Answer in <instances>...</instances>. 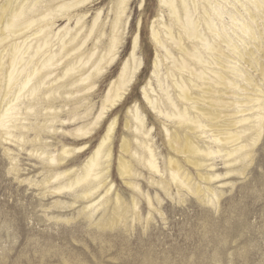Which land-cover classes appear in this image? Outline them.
I'll return each mask as SVG.
<instances>
[{"label":"rangeland","instance_id":"374dc122","mask_svg":"<svg viewBox=\"0 0 264 264\" xmlns=\"http://www.w3.org/2000/svg\"><path fill=\"white\" fill-rule=\"evenodd\" d=\"M35 1L0 45V264H264V1L184 0L198 39L162 0Z\"/></svg>","mask_w":264,"mask_h":264},{"label":"bare ground","instance_id":"6f19581e","mask_svg":"<svg viewBox=\"0 0 264 264\" xmlns=\"http://www.w3.org/2000/svg\"><path fill=\"white\" fill-rule=\"evenodd\" d=\"M28 0H23V2L21 3V5L19 6V7H17V6H15V7H10V6H4V7H2L1 9H0V12H1V15H0V28H2V26H4V28L3 29H0V45L1 44H3L5 41H7L12 35H14V36H19L21 33H23L25 30H27V29H29L32 25H33V20H31V21H27V20H25V16H26V14H27V11H26V9H24V4L27 2ZM42 1H44V2H47V3H49V2H51V3H53V2H55V1H57V0H36L35 1V5H36V3H40V2H42ZM127 0H121V2L122 3H124V2H126ZM178 1V0H177ZM192 1V0H191ZM264 1V0H263ZM195 2V1H194ZM24 3V4H23ZM162 3L164 4V5H166V6H168L169 7V9H170V12H171V14H172V16L174 17V18H176V20H177V22H178V24H180L181 25V27L185 30V32H186V34L188 35V37L189 38H196V39H198L199 38V34H198V28H197V25H196V23L192 20V17H191V13H190V11H189V7H188V5H187V3L184 1V0H182V3H181V5H182V8H183V12L185 13V18L183 19V18H181L180 17V15H179V7L177 6V4L178 3H176V0H162ZM193 3V2H192ZM228 3V2H227ZM195 4V3H194ZM193 4V5H194ZM255 6H256V8H258V9H261V10H263V12H264V2H261V1H257V2H255ZM196 8V7H195ZM196 10V9H195ZM196 12V11H195ZM9 13V14H8ZM196 18V17H195ZM4 19H6V23H5V25H4V23H3V20ZM197 19V18H196ZM199 19V18H198ZM200 21V20H199ZM35 27V26H34ZM200 28V27H199ZM32 29H33V27H32ZM246 30H247V34L249 35V36H251L252 38H256V35L253 33V30H252V28H246ZM26 32V31H25ZM28 32V31H27ZM45 32L43 31V34H44ZM117 33V32H116ZM153 36H154V38H155V40L159 43V44H162V42H161V40L159 39V37H158V32H156V31H153ZM172 36V35H171ZM214 37V36H213ZM248 37V36H247ZM173 38V37H172ZM117 39V38H116ZM38 41V40H37ZM43 41V40H42ZM210 41V40H209ZM232 41V40H231ZM49 42V41H48ZM117 42V41H116ZM52 43V42H51ZM215 43V42H214ZM5 44V43H4ZM44 44V43H43ZM180 44V43H179ZM49 45V44H48ZM12 54L14 55L13 56V59L11 60V66H12V68H14L15 67V65H17L18 64V55L21 53L20 52V47H18V46H16V45H12ZM181 47V46H180ZM25 49V48H24ZM136 49H137V39H136V41H135V44H134V52H133V54H135V51H136ZM171 49V48H170ZM41 50V48H39L38 50H37V53H39V51ZM181 50V49H180ZM183 51H185V50H183ZM187 54V53H186ZM23 55V54H22ZM171 56V55H170ZM191 56V55H190ZM205 57V56H204ZM187 60V59H186ZM52 61L53 60H50V61H48V63L44 66L45 68L46 67H48V64H50L51 65V63H52ZM107 61V60H106ZM175 61V60H174ZM203 62V61H202ZM178 63V62H177ZM188 66V65H187ZM140 67V66H139ZM157 67V66H156ZM179 68V67H178ZM127 69H128V67L126 68V71H127ZM157 69V68H156ZM123 72L124 74H123V78L126 76V73L127 72ZM158 73V72H157ZM215 73V72H214ZM135 75V74H134ZM133 75V76H134ZM157 75H159V74H157ZM156 75V76H157ZM31 76V75H30ZM219 77H220V79L222 80V82L225 80V78L222 76V75H219ZM9 78H10V80L11 81H13V79H15V75H14V72H11L10 73V75H9ZM159 78V77H158ZM30 81H31V77H28L27 78V80L22 84V88L23 89H25L28 85H29V83H30ZM18 85V84H17ZM196 85V84H195ZM191 87V86H190ZM11 88V87H10ZM28 88V87H27ZM181 88V87H180ZM26 90V89H25ZM123 90V89H122ZM181 90H182V95H183V99L185 100V101H188V100H190V98L188 97V93L185 91V89H183V88H181ZM203 90V89H202ZM119 92H118V94H117V96L115 97V100H114V98L111 100L112 102H111V107H114L115 105H116V103L118 102V101H120V100H122L123 98H124V93H125V89L123 90V92L121 93L120 92V88H119V90H118ZM34 94L37 92V89L35 90V88L33 89V91H32ZM110 92H113L112 91V89L110 90ZM149 93V92H148ZM169 96V95H168ZM167 96V97H168ZM146 98V97H145ZM18 99H20V96H19V98ZM148 99V98H147ZM191 100H193V99H191ZM147 101H150L149 99L147 100ZM150 103H151V101H150ZM152 104V103H151ZM214 104V103H213ZM154 105V104H153ZM177 106H179L178 104H177ZM52 107V106H51ZM180 107V106H179ZM186 108V107H185ZM193 108H195V107H193ZM54 109V108H53ZM109 109V108H108ZM188 109V108H187ZM187 109L184 111V112H182V113H179V115H178V117L180 118V120H182L183 122H188V123H194V124H198V122L199 121H195V120H193L189 115H188V112L190 111V110H188V112H187ZM196 109H198V108H196ZM181 110V109H180ZM53 111V110H52ZM198 111V110H197ZM10 113H12V108L10 109H8L7 111H6V115L4 116V118L3 119H5L6 118V116L8 117L9 116V114ZM175 114H177V113H175ZM199 114V113H198ZM223 114V113H222ZM14 115V114H13ZM12 115V116H13ZM203 115H211V114H209V113H203ZM137 116V115H136ZM138 117V116H137ZM199 117V116H198ZM171 118V117H170ZM197 118V117H196ZM262 116L260 115V116H258V119H260L259 120V124H258V127H261V120H262ZM56 120V119H55ZM202 120V119H201ZM203 121V120H202ZM0 126H1V128L3 127H5V123H4V120H2L1 122H0ZM201 126V125H200ZM219 126V125H218ZM50 129V128H49ZM112 136H113V130H112V128H110L109 129V131H108V133H107V135H106V137L104 138V140L102 141V143H101V145L99 146V148H98V150L96 151V153L94 154V156L91 158V160H90V162H88V165L86 166V171H85V174H84V176H82L79 180H78V183H83V182H88V181H91V179H99L100 177H101V171H99L100 170V168H101V166L103 165V159H105L106 157L107 158H110V156H111V152L109 151V150H107L106 151V149H105V146H106V144L108 143V142H110L111 141V139H112ZM178 139H179V137H177ZM227 139V137H224L223 138V140L224 139ZM229 139H231V138H229ZM234 139V138H233ZM222 140V139H221ZM180 142V141H179ZM127 144V143H126ZM185 144V143H184ZM194 144V143H193ZM193 144L192 143H190V142H187L186 144H185V146H186V150L184 151L185 153H191V154H200L201 153V151L197 148V146H193ZM107 145H109V144H107ZM125 146V145H124ZM144 146V145H143ZM184 146V147H185ZM127 147V146H126ZM128 150V149H127ZM150 154H151V158L149 159V161H148V164L154 169L155 168V162H154V158H153V155H152V152L150 151ZM230 155H232V153L230 154ZM42 157V156H41ZM186 157V156H185ZM48 159V158H47ZM53 160H55L54 158H53ZM55 162V161H54ZM106 163V162H105ZM197 166V165H196ZM180 168V167H179ZM102 169V168H101ZM103 170V169H102ZM121 171H123V175H130L131 174V172H130V170H129V167H128V165H124V170H123V168L121 169ZM108 175V174H107ZM122 175V174H121ZM184 175H185V173H184ZM105 176V175H104ZM185 176H187V175H185ZM174 177L175 178H178V175H176V174H174ZM78 178V177H77ZM104 178V177H103ZM105 179V178H104ZM192 181V180H191ZM102 182V181H101ZM95 183H97L96 181H95ZM188 183H189V181H188ZM188 183H186L187 185H189ZM94 184V183H93ZM92 184V185H93ZM98 184H100V182L98 183ZM80 185V184H79ZM86 185V184H85ZM90 185V183L88 184V186ZM81 186V185H80ZM83 187V186H82ZM85 187V186H84ZM88 188V187H87ZM95 188V187H94ZM85 191V190H84ZM86 192V191H85ZM98 192V191H97ZM95 194H97V193H95ZM87 195V194H86ZM89 195V194H88ZM93 197V196H92ZM124 210V209H123ZM116 219V218H115Z\"/></svg>","mask_w":264,"mask_h":264}]
</instances>
